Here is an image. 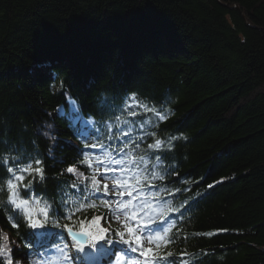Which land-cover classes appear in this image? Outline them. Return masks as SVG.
Instances as JSON below:
<instances>
[{"label": "trees", "instance_id": "16d2710c", "mask_svg": "<svg viewBox=\"0 0 264 264\" xmlns=\"http://www.w3.org/2000/svg\"><path fill=\"white\" fill-rule=\"evenodd\" d=\"M133 92L175 114L159 122L137 106L136 116L117 111L129 123L116 125L101 100L122 109ZM145 131L165 142L188 137L171 151L150 150L152 159L162 155L170 174L147 184L145 194L167 188L153 206L162 198L180 208L161 219L164 227L174 223L172 242L160 248L155 242L151 258L172 252L160 264H264V0H0V153H22V162L39 158L45 170L44 181L21 184L22 198L48 200L59 210L61 198L91 197L86 202L97 207L75 213L68 221L74 230L94 233V216L100 227L122 230L103 203H113L109 181L107 192L86 190L90 179L72 187L77 177L66 169L75 166L90 178L99 163L104 172L103 154L121 158L116 149L137 138L146 148L154 138ZM98 142L103 147H91ZM85 154L93 167L81 163ZM8 175L0 164V182ZM26 225L23 211L0 192V233L9 237L13 264L57 259L64 244L71 264H84L65 229ZM125 246L107 245L112 261Z\"/></svg>", "mask_w": 264, "mask_h": 264}, {"label": "snow or ice", "instance_id": "6c2138e0", "mask_svg": "<svg viewBox=\"0 0 264 264\" xmlns=\"http://www.w3.org/2000/svg\"><path fill=\"white\" fill-rule=\"evenodd\" d=\"M131 103H128V101ZM101 106L108 108L110 112L109 119L114 120L116 125L124 123L127 125L129 122L125 119L124 115L117 116L115 113L117 111L124 112L126 111L130 116H136L137 113L133 111V108L139 106L144 113H153L158 117L159 122H165L169 116L166 114L165 109H157L155 106H150L145 101L141 100L138 97L137 93H130L128 97L125 98V104L122 109H118L116 105L108 102L107 97H104L101 100ZM163 113V114H162ZM149 122L145 121L140 124V128L145 129L146 125ZM106 128L113 131H119L118 128H113L111 123L106 124ZM97 131H100L97 129ZM132 131L131 127L128 129L130 134ZM128 134H126L127 136ZM184 135L180 136L172 135L168 137L167 141L162 138L157 137L156 132L145 131V137H153L154 140L152 143L147 144L146 148L140 146L139 139L134 142L131 146L129 144H124L122 148H117L116 151L120 152L121 158H113L112 152L108 151L103 154V164L105 171H99L101 165L97 163L95 165L96 171L93 172L90 178L84 177L82 172L77 171L75 166H69L66 171L68 173H74L77 177V181L73 183L72 187H76L77 183L84 184L85 179H90V187L85 185L86 190L95 191V192H107L109 191L108 181H111L112 190L117 192L118 195H123L120 192V189H123L128 193L129 196H132V200L120 199L117 204V208H123V212L120 216H116V219L120 221L123 225L121 229H110L106 227H100L99 221L100 217L94 216L92 221L97 225L96 232L86 231L85 228L80 227L79 230H74V228L68 223L73 219L75 213L82 211H87L88 209H95L97 205L95 203H87V200H90L91 197H87L85 200H78L71 196L67 199L61 198L60 200V209H57V206L54 203H50L48 200L44 204L41 212L39 213L42 219L36 218V213L30 210V205L33 200H40L38 198H33L32 201L29 199L22 198L20 187L23 184V187L30 188L33 182L36 179H39L41 182L45 179V170L43 161L39 158H29L27 162H22L20 158L15 156H10L6 161L5 168L6 172L9 174L8 178L3 182H0V192H5L7 195V200L10 204L16 208L23 211V218L27 222V227L31 229L43 228L46 224L51 223L53 227L65 229L68 235L71 238L72 247L82 253L81 259L84 264H100V261L112 254V249L107 247V245H113L114 243H121L126 245H131L133 241L137 245H140L141 237L137 235L141 231L140 227L133 228L129 220H136L139 225L140 221L137 220V214H139L141 219H146L148 223H151L153 220H161L170 212H179L180 208H174L169 205L168 202L162 198L159 203L153 206V200L160 196L162 192H168L167 188H159L157 192L145 194V186L147 184H152L156 180L164 181L166 175L170 174L168 169L165 168L163 157L160 154H155L154 159L150 158V150L153 153H161L163 151H171L174 148V141L182 139ZM111 139V137H108ZM100 138L98 137V141ZM91 147H103L102 142L94 143ZM96 161H100L101 157L99 155L95 156ZM83 165L88 167H93L92 160L88 154H85L83 160L81 161ZM115 166V167H114ZM119 172V175L107 176V172ZM26 174V175H25ZM99 175L100 179L97 178ZM26 176L31 179H27V183H24ZM101 180L105 181L103 188L99 185ZM190 182V181H189ZM212 187V185H209ZM139 192L141 195L138 198V202L134 203L133 200H136L134 191ZM177 192L180 189H176ZM106 207H111L107 201L103 202ZM183 207V205H181ZM113 215L116 213V209H112ZM58 215H62V219L57 218ZM121 216L124 217L121 220ZM9 222L12 224V227L18 228L20 225L17 222V217L15 215L9 216ZM79 223H83L79 221ZM174 223L168 227L157 224V228L162 229V231H157L154 237H145V240L148 242L155 241L157 248H160L161 244L167 245L171 243L169 233L171 232ZM113 232L116 240L108 236L109 232ZM155 231V229H153ZM127 234L128 238H125ZM212 235L211 232L207 233ZM9 237L6 234L0 233V257L4 258L5 264H13V260L10 255V249L8 247ZM57 248L60 250V255L62 260L66 264H71V259L69 258V246L64 244L63 247L57 245ZM132 252H136L137 248L132 247ZM146 251L142 252V255H147ZM173 253L168 252L167 254H161V252L155 253L151 259L147 260L145 264H153L155 261L156 264H160L161 261H166L167 257H170ZM19 264V262H17ZM131 264H137L135 260ZM185 264H189L188 261H185Z\"/></svg>", "mask_w": 264, "mask_h": 264}, {"label": "rangeland", "instance_id": "374dc122", "mask_svg": "<svg viewBox=\"0 0 264 264\" xmlns=\"http://www.w3.org/2000/svg\"><path fill=\"white\" fill-rule=\"evenodd\" d=\"M88 129H89V127H87V130ZM111 191H112V194L114 196V201H115V203L113 205V209H116L115 215H113V213H112L111 221H112L113 224L122 225V223L116 219V216H120L121 215V213L123 212V208H117L116 206L119 203L120 199L132 200L133 197L129 196L128 193H126L124 190H121V189L119 191L123 193L122 196L118 195L117 192L113 191L112 189H111ZM133 202L136 203V202H138V200L137 199L133 200ZM123 219H124V217L121 216V220H123ZM137 220L140 221L139 225L137 224L136 220H129L128 223H130L131 226L134 229L137 228V227L141 228V231L136 233L137 235H139L141 237L140 245L132 244L131 246H129L128 247L129 251H127V253L125 254V255L128 256V259H125L124 255H123L122 257L118 258L117 262H115V263L113 262L112 264H131V262L133 260H135L137 262V264H145L146 260H148V257H149L148 254L147 255H142V252L143 251H147V249L153 245L154 241L148 242V241L145 240V237H153V235H154L153 229L154 228H153V226H150L148 224V221L146 219H141L139 214H137ZM99 226H100V224H99ZM93 227L97 231V225L93 223ZM132 247H136L137 251L136 252H132L131 251ZM53 261L54 262L52 264H58V262H56V261H62V264H64L63 260H62V257H60L57 260H53ZM45 264H51V263H45Z\"/></svg>", "mask_w": 264, "mask_h": 264}, {"label": "clouds", "instance_id": "9594fccd", "mask_svg": "<svg viewBox=\"0 0 264 264\" xmlns=\"http://www.w3.org/2000/svg\"><path fill=\"white\" fill-rule=\"evenodd\" d=\"M53 75V77L54 78H56V79H59V74L58 73H53L52 74ZM103 96H106L107 94L105 93V94H102ZM169 99V101L171 102V103H175L176 101H175V99H172L171 97H169L168 98ZM165 111H166V114L167 115H174L175 114V112H174V110H172L171 108H165ZM45 136H47L50 140H54L55 139V137L54 136H51L48 132H44L43 133ZM182 139H184V140H187L188 139V137L187 136H183L182 137ZM49 154H51V153H49ZM20 155H22V153L21 154H17V155H14L16 158H20ZM9 157H10V154L9 153H0V164H3V165H5L6 164V161L9 159ZM46 203V201H43V203L41 202V200H33L32 202H31V205H30V210L31 211H33V212H35V213H40L41 212V210H42V208L44 207V204ZM168 204L170 205L171 204V201H169L168 202ZM217 259L219 260V261H221V262H223L224 261V259H225V257H224V255H219L218 257H217ZM31 264H40V261L39 260H36V259H33L32 261H31Z\"/></svg>", "mask_w": 264, "mask_h": 264}]
</instances>
